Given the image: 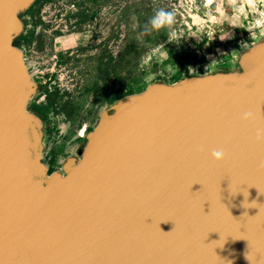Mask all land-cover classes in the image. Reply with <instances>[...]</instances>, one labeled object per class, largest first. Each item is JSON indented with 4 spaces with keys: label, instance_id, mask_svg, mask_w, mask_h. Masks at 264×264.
<instances>
[{
    "label": "water",
    "instance_id": "water-1",
    "mask_svg": "<svg viewBox=\"0 0 264 264\" xmlns=\"http://www.w3.org/2000/svg\"><path fill=\"white\" fill-rule=\"evenodd\" d=\"M34 1L0 0V264H264V39L113 101L49 172L13 43Z\"/></svg>",
    "mask_w": 264,
    "mask_h": 264
},
{
    "label": "rangeland",
    "instance_id": "rangeland-1",
    "mask_svg": "<svg viewBox=\"0 0 264 264\" xmlns=\"http://www.w3.org/2000/svg\"><path fill=\"white\" fill-rule=\"evenodd\" d=\"M92 1L38 0L30 16L37 29L30 38L39 46L28 42L27 55L36 74L46 82H38L27 108L31 110L32 102L45 105L47 97L51 99L49 109L42 113V161L50 171L60 170L67 156L79 157L86 132L113 95L137 93L153 82L171 84L184 76L238 69L239 55L264 39V24H255L264 13V3L258 4L256 11L245 8L237 15L227 0L210 4L207 0H96L95 16L101 23H84L80 32L58 30L60 18L72 20L75 16L72 4L87 13L92 11ZM125 5L126 21L121 17ZM161 8L176 14L175 39L169 38L168 30L145 32L149 19ZM108 16L111 36L104 43L107 31L103 19ZM21 43L19 39L15 45ZM101 44V49H95ZM84 126L85 134L80 137L78 132Z\"/></svg>",
    "mask_w": 264,
    "mask_h": 264
},
{
    "label": "flooded vegetation",
    "instance_id": "flooded-vegetation-1",
    "mask_svg": "<svg viewBox=\"0 0 264 264\" xmlns=\"http://www.w3.org/2000/svg\"><path fill=\"white\" fill-rule=\"evenodd\" d=\"M38 3V2H37ZM105 4H107L108 2L107 1H104ZM90 4L92 5V11L90 12H87V13H83V12H80V10H78L79 8L75 7L74 4H72V7L75 9L76 12H72V15H75L73 16V19L70 20L69 16H65V18H60L61 22L57 24V27H58V30L61 31V32H65V31H68V32H72V31H75V32H80L83 30V24L84 23H101V20L100 18H97L95 15L97 14V3L96 1H92L90 2ZM35 6L36 5H33L32 7H29L28 9H26L25 11H23L24 13L23 14H20L19 13V18L21 19V22H22V26H23V29L21 31V34L22 36L20 37V42H22L19 47L21 46H24L26 48V51H27V43L31 42V46H36L38 48L39 44L37 41H31V38L30 36L32 37L34 34L37 33V29L36 27L33 25V23L35 22L33 19L30 18L31 15L34 14V12L36 11L35 10ZM61 9H63V7H61ZM65 10V9H64ZM67 12L64 11L63 13H61V15H65ZM121 17L124 21H126V17H127V6L125 5L123 8H122V11H121ZM27 18L29 19V23H27ZM104 24H106V26L104 27V29L107 31V34H106V42H108L110 40V36H111V27H110V24H111V18L108 16V17H105L104 19ZM101 28H99V31H100ZM97 30H95V33H96ZM103 46V44L101 45H97L95 46V49L97 48H100ZM101 52V50H100ZM99 52V53H100ZM124 54L126 53V48H124ZM39 87V85H38ZM40 115V114H39ZM40 117H42L40 115ZM43 119V118H42ZM47 169L48 171L50 172V166L47 164ZM61 171V170H60Z\"/></svg>",
    "mask_w": 264,
    "mask_h": 264
},
{
    "label": "clouds",
    "instance_id": "clouds-1",
    "mask_svg": "<svg viewBox=\"0 0 264 264\" xmlns=\"http://www.w3.org/2000/svg\"><path fill=\"white\" fill-rule=\"evenodd\" d=\"M210 4L212 0H207ZM260 3H264V0H227V4L229 7L233 9V11L239 15L243 12L245 8L251 11H256L257 5ZM261 18L257 19L255 24L256 26H260L264 24V13H261ZM176 23V14L174 11L166 10V9H159L155 12V14L149 19L146 27L145 32H153V31H160V30H168L167 34L170 39L176 38V32L173 30V26ZM252 116L251 112L245 113L244 119L247 120ZM257 138L262 139L264 138V133H257ZM224 152L222 150H214L212 152V159L220 163L224 159Z\"/></svg>",
    "mask_w": 264,
    "mask_h": 264
},
{
    "label": "trees",
    "instance_id": "trees-1",
    "mask_svg": "<svg viewBox=\"0 0 264 264\" xmlns=\"http://www.w3.org/2000/svg\"><path fill=\"white\" fill-rule=\"evenodd\" d=\"M37 1H38V0H35V1L31 4L30 7H32L33 5H35ZM95 1H96V0H95ZM21 36H22V35L19 34V35L14 39L13 43L16 44V41H18V40L20 39ZM169 57H170V56H169ZM127 94H131V92L126 93V94H115V95H113V97H112L113 99H112L111 103H112L113 101H115V100H117V99H119V98H121V97L127 95ZM50 102H51V99H50L49 97H47V104H45V105L37 104V103H35V102H32V103L30 104V109H31L33 112L37 113L38 115L40 114V115L42 116V113L46 112V111L49 109V106H48V105H49ZM45 103H46V102H45Z\"/></svg>",
    "mask_w": 264,
    "mask_h": 264
},
{
    "label": "built area",
    "instance_id": "built-area-1",
    "mask_svg": "<svg viewBox=\"0 0 264 264\" xmlns=\"http://www.w3.org/2000/svg\"><path fill=\"white\" fill-rule=\"evenodd\" d=\"M21 49L23 51V55H24V60H25V63H26V67H27V70L29 71L30 75L32 76V78L38 83H45L46 80L44 79V77L41 75H37L34 71V64H33V61L31 60V57L29 55H27V51H26V48L24 46H21ZM39 78H43L42 81L39 80ZM45 94H43L42 97H44ZM84 134H81L80 132H78V136L82 137Z\"/></svg>",
    "mask_w": 264,
    "mask_h": 264
},
{
    "label": "bare ground",
    "instance_id": "bare-ground-1",
    "mask_svg": "<svg viewBox=\"0 0 264 264\" xmlns=\"http://www.w3.org/2000/svg\"><path fill=\"white\" fill-rule=\"evenodd\" d=\"M213 1V0H212ZM21 49V48H20ZM22 50V49H21ZM85 131H86V127L84 126L83 128L80 129V133L81 134H85Z\"/></svg>",
    "mask_w": 264,
    "mask_h": 264
},
{
    "label": "crops",
    "instance_id": "crops-1",
    "mask_svg": "<svg viewBox=\"0 0 264 264\" xmlns=\"http://www.w3.org/2000/svg\"><path fill=\"white\" fill-rule=\"evenodd\" d=\"M47 152L46 151H44V154H46Z\"/></svg>",
    "mask_w": 264,
    "mask_h": 264
}]
</instances>
